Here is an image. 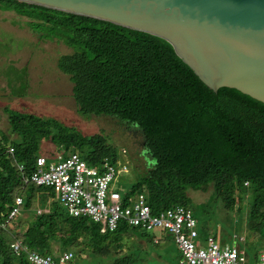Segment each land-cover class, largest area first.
I'll list each match as a JSON object with an SVG mask.
<instances>
[{
	"label": "trees",
	"instance_id": "obj_1",
	"mask_svg": "<svg viewBox=\"0 0 264 264\" xmlns=\"http://www.w3.org/2000/svg\"><path fill=\"white\" fill-rule=\"evenodd\" d=\"M0 11L12 12L14 21L38 40L62 43L71 50L57 58L56 67L71 83L77 114L110 116L140 133L149 163L120 189L123 204L142 193L151 214L175 205L191 212L187 192L209 190L205 202L220 203L230 211L250 193L245 226L264 243V103L234 88L213 91L172 48L149 33L18 0H0ZM8 118L11 135L17 136L0 138V223L14 195L22 197V205L0 227V264H31L23 252H12L9 243L14 239L40 254L72 250L76 255L71 264L98 263L89 262L88 255L111 260L109 264H134L143 239L153 243L150 232L124 221L101 232L89 218L72 217L57 208L51 187L24 184L16 166L21 164L25 175L34 170L35 158L45 155L36 150L41 140L56 148L45 155L47 160L55 153L76 151L89 165L104 160L114 164L116 150L106 148L99 134L83 136L54 119L37 121L30 116L31 123L22 114ZM28 129L29 136L23 134ZM204 204H197L201 213ZM129 243L134 252L125 251ZM167 257L182 264L178 249L174 256H164L163 264Z\"/></svg>",
	"mask_w": 264,
	"mask_h": 264
},
{
	"label": "rangeland",
	"instance_id": "obj_2",
	"mask_svg": "<svg viewBox=\"0 0 264 264\" xmlns=\"http://www.w3.org/2000/svg\"><path fill=\"white\" fill-rule=\"evenodd\" d=\"M15 18L12 12L0 11V138L9 139L17 136L15 133L11 135L8 117H16L19 114L26 115L27 121H30V116L37 121L54 119L74 127L75 130L78 129L83 136L99 134L106 148L112 147L116 150L118 163H126L128 167V172L121 174L115 185L120 189L129 186L130 182L136 179L137 172L144 169L145 162L149 163L142 152L138 130L127 127L110 116L77 114L70 94L71 83L67 75L56 67L57 58L71 50L62 43L38 40L37 35L25 26L11 27L21 24L14 21ZM30 122L32 123V120ZM23 134L29 136L32 131L24 130ZM36 150L48 155L56 148L50 142L41 140L36 145ZM208 191L187 192L191 199L190 208L196 221L199 238L211 234L218 244L238 245L252 259L263 250L264 243L257 234L248 231L245 226L251 194L246 193L241 200H237L230 211H227L220 203L213 205L210 201L205 202ZM53 194L55 195L54 192ZM44 199L46 203L51 202L48 196ZM196 202L205 203L204 212H200L197 205L199 203ZM32 203L37 205L36 200ZM54 203L63 213H67L56 200ZM138 232L136 231L135 236L140 238ZM151 236L157 238L156 243L160 239L161 242L155 245L143 239L144 247L135 252L134 264H163L164 256H174L176 253L171 234L153 230L148 235L149 238ZM129 245L130 243L128 247ZM54 246L55 244L53 248ZM128 247H125V251L134 252V248L131 250L132 248ZM165 251H168L166 255ZM87 258L89 262L93 259L99 260L97 264H109L111 261L101 258L96 260L91 255ZM167 261V264L175 263L170 257H167Z\"/></svg>",
	"mask_w": 264,
	"mask_h": 264
},
{
	"label": "water",
	"instance_id": "obj_3",
	"mask_svg": "<svg viewBox=\"0 0 264 264\" xmlns=\"http://www.w3.org/2000/svg\"><path fill=\"white\" fill-rule=\"evenodd\" d=\"M163 41L210 89L264 103V0H18Z\"/></svg>",
	"mask_w": 264,
	"mask_h": 264
},
{
	"label": "built area",
	"instance_id": "obj_4",
	"mask_svg": "<svg viewBox=\"0 0 264 264\" xmlns=\"http://www.w3.org/2000/svg\"><path fill=\"white\" fill-rule=\"evenodd\" d=\"M7 152L11 153L12 148ZM24 184L49 186L56 200L72 217H87L100 226V231H112L119 221L152 233L153 230L168 231L173 243L181 254L182 264H264V248L256 256H251L238 245L218 244L211 234L199 238L195 218L190 209L175 205L157 214H151L142 193L126 198L122 202L120 188L115 183L121 174L128 172L126 163L114 164L106 160L98 166L89 165L76 152L65 155L54 154L47 160L45 155L35 158L34 170L23 174V166L17 164ZM246 184V182H244ZM22 197L14 195L11 209L6 219L0 223L4 227L20 210ZM47 209H37L36 212ZM157 242V238H152ZM9 247L15 255L23 252L31 264H70L73 253L63 250L56 254H40L14 239Z\"/></svg>",
	"mask_w": 264,
	"mask_h": 264
},
{
	"label": "crops",
	"instance_id": "obj_5",
	"mask_svg": "<svg viewBox=\"0 0 264 264\" xmlns=\"http://www.w3.org/2000/svg\"><path fill=\"white\" fill-rule=\"evenodd\" d=\"M1 23H4V22H1ZM23 26H25V25H12L11 27H16V28H18V27H20V28H22ZM8 27H10L9 25H8ZM26 27V26H25ZM32 32V31H31ZM53 200H54V198H52Z\"/></svg>",
	"mask_w": 264,
	"mask_h": 264
},
{
	"label": "clouds",
	"instance_id": "obj_6",
	"mask_svg": "<svg viewBox=\"0 0 264 264\" xmlns=\"http://www.w3.org/2000/svg\"><path fill=\"white\" fill-rule=\"evenodd\" d=\"M242 241H243V239H242ZM153 243H156V242H153ZM70 251H71V250H70ZM71 252H72V251H71ZM73 256H74V255H73ZM72 259H73V258H72ZM72 259H71V260H72ZM70 262H71V261H70Z\"/></svg>",
	"mask_w": 264,
	"mask_h": 264
}]
</instances>
